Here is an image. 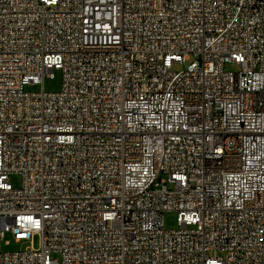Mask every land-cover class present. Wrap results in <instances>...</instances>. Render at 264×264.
Instances as JSON below:
<instances>
[{
  "label": "built area",
  "instance_id": "2783aa9c",
  "mask_svg": "<svg viewBox=\"0 0 264 264\" xmlns=\"http://www.w3.org/2000/svg\"><path fill=\"white\" fill-rule=\"evenodd\" d=\"M0 264H264V0H0Z\"/></svg>",
  "mask_w": 264,
  "mask_h": 264
},
{
  "label": "rangeland",
  "instance_id": "374dc122",
  "mask_svg": "<svg viewBox=\"0 0 264 264\" xmlns=\"http://www.w3.org/2000/svg\"><path fill=\"white\" fill-rule=\"evenodd\" d=\"M188 63L175 64L174 69L180 70L186 67ZM228 70H236V66L234 64H228L226 66ZM41 84L38 86H27V90L36 91L41 90ZM62 87V72L60 70L54 71V76H46L44 78V90L47 92H57ZM10 182L14 187H20L22 182V177L20 174H12L10 176ZM165 227L167 229H176L178 228L177 222V213L175 211H167L164 214ZM2 250L4 252H15V251H23L28 246H30V241L25 242H16L11 233H4L1 240ZM33 244L36 249L41 247V238L38 234H36L33 238ZM52 258L60 259V254L53 252L51 254Z\"/></svg>",
  "mask_w": 264,
  "mask_h": 264
}]
</instances>
